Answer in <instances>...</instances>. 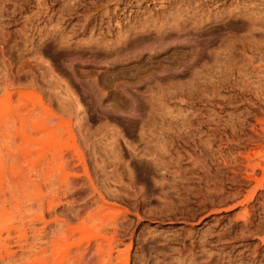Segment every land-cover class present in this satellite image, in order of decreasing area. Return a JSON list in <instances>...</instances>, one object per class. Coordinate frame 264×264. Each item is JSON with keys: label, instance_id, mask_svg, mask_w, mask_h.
Segmentation results:
<instances>
[{"label": "rangeland", "instance_id": "rangeland-1", "mask_svg": "<svg viewBox=\"0 0 264 264\" xmlns=\"http://www.w3.org/2000/svg\"><path fill=\"white\" fill-rule=\"evenodd\" d=\"M197 2L0 0V264H264V0Z\"/></svg>", "mask_w": 264, "mask_h": 264}, {"label": "bare ground", "instance_id": "bare-ground-1", "mask_svg": "<svg viewBox=\"0 0 264 264\" xmlns=\"http://www.w3.org/2000/svg\"><path fill=\"white\" fill-rule=\"evenodd\" d=\"M170 3L174 2V4H179L183 1L186 0H168ZM163 3V1L161 2ZM199 7H202V9H204V7L206 6V2L205 0H198L197 2ZM165 7V6H164ZM179 16H174L172 19L174 20H179L178 18ZM210 18V16H207L206 19L204 17L201 18H197L196 16L193 17H185L182 19L183 22H204L205 20H208ZM157 20V19H154ZM256 22V21H253ZM149 26H147L146 24L141 26V29H148ZM10 103L7 102L5 104L0 105V119L2 117L5 118H13L14 114L12 113L11 110H6L7 107H9ZM6 110V111H5ZM69 151L67 150L65 153V156L69 157ZM12 157H16L15 153H13L11 155ZM20 167V166H18ZM16 165L13 167L14 169L18 168ZM93 171H94V175L95 177L98 175L97 171L94 169L93 167ZM84 173H81V168L78 165H74V167L72 168V170L69 172L68 177H67V187L69 189V193L71 194V196L74 197H78L79 195H81L85 189H86V183L87 180H89L90 182H92V176L91 173L89 172V168L85 167L84 168ZM101 197H103L100 194ZM69 203V202H68ZM87 204V203H86ZM85 204V205H86ZM9 200L7 198H0V246L5 248L6 250L8 249V246H5V244L2 242V231L4 228H6L8 234L11 233L12 227L14 226V215L9 211ZM80 211L76 212V215H80ZM212 216V215H211ZM138 219H140V216L137 214ZM132 224V221L127 220L125 222H122L120 225L115 226V232L118 233H122V232H126L127 230H129L130 226ZM183 226H181L180 228H182ZM218 238H221L223 235L221 233L217 234ZM144 241H149L151 243H157L159 241V237L157 236H152L150 238H144ZM197 242V237H193L191 239V247L193 248V244ZM94 247L90 246L87 247L85 252L83 253V255L85 256V258H92L94 256L93 253ZM12 260L10 258L9 262H6L5 264H11Z\"/></svg>", "mask_w": 264, "mask_h": 264}]
</instances>
